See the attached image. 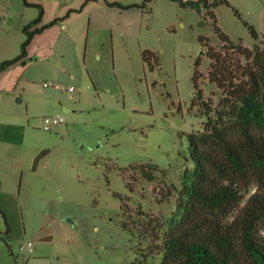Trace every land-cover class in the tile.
I'll return each mask as SVG.
<instances>
[{
  "label": "rangeland",
  "instance_id": "1",
  "mask_svg": "<svg viewBox=\"0 0 264 264\" xmlns=\"http://www.w3.org/2000/svg\"><path fill=\"white\" fill-rule=\"evenodd\" d=\"M111 1L145 4L95 8L112 27L63 30L54 45L63 64L39 38L35 52L3 74L12 86L0 89V209L11 230L0 212V232L20 264H159L151 255L140 262V240L122 227L121 205L162 221L172 215L177 191L157 190L160 183L179 187L183 170L193 166L188 133L205 121L193 105L197 70L204 97L217 103L221 96L208 78L211 60L200 39L222 43L206 8ZM228 1L214 8L218 24L234 41L253 46L244 20L264 32V0ZM37 12L22 0H0V63L19 54L23 21ZM145 49L159 63L147 62ZM57 115L64 121L45 129V117ZM147 164L155 167L154 179L142 171L141 165L150 170ZM28 241L34 250L24 253L19 247ZM8 250L0 239V251Z\"/></svg>",
  "mask_w": 264,
  "mask_h": 264
},
{
  "label": "trees",
  "instance_id": "2",
  "mask_svg": "<svg viewBox=\"0 0 264 264\" xmlns=\"http://www.w3.org/2000/svg\"><path fill=\"white\" fill-rule=\"evenodd\" d=\"M22 1L27 7L38 8L39 13L23 26L25 39L19 54L3 60L0 71L27 57L36 34L71 13L80 12L90 0L49 23H42L43 4ZM174 1L199 11L206 8L213 19L222 43L213 45L204 35L200 39L211 60L208 78L221 96L217 103L204 97L198 88L197 70L193 105L199 107L205 121L202 129L188 133L193 166L183 170L179 187L170 189L160 183L157 190L160 196L177 191L175 210L162 221L143 208L133 212L122 203V227L139 238L140 262L151 255L159 258V264H264V32L244 20L256 39L254 45L231 39L218 24L214 10L218 4H230L228 0ZM107 3L120 9L145 4ZM236 13L240 14L238 10ZM143 57L152 66V57L159 63L158 55L151 49H145ZM37 160L38 157L35 163ZM145 166L141 165L146 177L154 179V165L147 164L149 171ZM0 212L9 232L7 216L3 210ZM0 239L15 255L2 232Z\"/></svg>",
  "mask_w": 264,
  "mask_h": 264
},
{
  "label": "crops",
  "instance_id": "3",
  "mask_svg": "<svg viewBox=\"0 0 264 264\" xmlns=\"http://www.w3.org/2000/svg\"><path fill=\"white\" fill-rule=\"evenodd\" d=\"M29 1L43 4L45 8V15H44L42 23H49L51 20H53L56 17H62L66 15L69 9L79 8L81 7L83 3L86 2V0H29ZM52 4H55V9L51 13L50 11H48V6L52 7ZM106 6L111 7V5H108L107 0H90L86 2L84 8L80 12H73L69 16H67L65 19L56 22L55 24L43 30L42 32L36 34L32 42L28 46V55L25 59L29 58L30 55L35 52L36 41L40 38L42 39V42H44L42 45L46 46L44 47V49H46L47 47L50 48V50L52 51L51 55H55L59 57L58 58L59 64H63L64 54L63 53L59 54V52L55 53V49H54L55 42L58 39V37L61 35V32L65 30L67 33L68 30L69 31L71 30V32H76L79 34V33H83L84 27H86L85 29H88L89 31L91 28L103 29L104 27H107V28L112 27V23H105L104 12L102 10L99 11V14L95 12L96 10L95 8H103ZM87 10L89 11L93 10L90 14V18L88 19V21H80L79 23L75 24L76 20L80 18L81 16H83V14L87 12ZM38 13H39V10L33 18H29V20L23 21V24L21 26L22 30H23V26L26 23L30 22L32 19H34L38 15ZM55 28L57 30L56 32L57 36L53 37L50 40L51 42H49V40L47 41L46 34L51 32L49 34V36H51L54 33ZM49 45L52 47H49ZM20 61L16 62L13 65L18 64ZM6 70L7 68L0 71V89L8 91L10 87L12 86V84L10 83L7 85L5 84V77L3 74ZM12 83H13V80H12ZM14 83H16V80H14ZM10 245L13 248V245L11 243ZM0 264H20V263H19V259L17 255L16 254L12 255L10 250H8L6 252L4 251V253L0 251Z\"/></svg>",
  "mask_w": 264,
  "mask_h": 264
},
{
  "label": "built area",
  "instance_id": "4",
  "mask_svg": "<svg viewBox=\"0 0 264 264\" xmlns=\"http://www.w3.org/2000/svg\"><path fill=\"white\" fill-rule=\"evenodd\" d=\"M2 20L5 21L4 18ZM45 85L46 86H49V85H52V83L45 82ZM71 90H73V88H71ZM62 121H64V117L61 116V115H57V116H54V117H45L44 122H43V125H44V128L45 129L50 130V129H52V127L54 125L59 124ZM33 245L34 244H33L32 241H28L26 243L20 244V247L19 248L24 253L26 252V250L29 251V252H31V251L34 250Z\"/></svg>",
  "mask_w": 264,
  "mask_h": 264
}]
</instances>
